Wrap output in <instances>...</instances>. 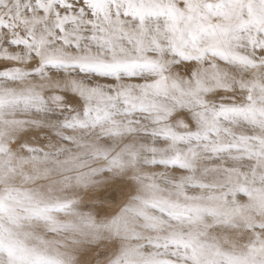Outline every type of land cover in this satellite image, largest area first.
I'll return each mask as SVG.
<instances>
[{"label": "snow or ice", "instance_id": "1", "mask_svg": "<svg viewBox=\"0 0 264 264\" xmlns=\"http://www.w3.org/2000/svg\"><path fill=\"white\" fill-rule=\"evenodd\" d=\"M0 264H264V0H0Z\"/></svg>", "mask_w": 264, "mask_h": 264}]
</instances>
